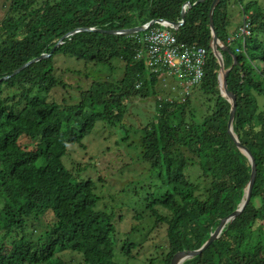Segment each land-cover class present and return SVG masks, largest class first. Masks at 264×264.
<instances>
[{
    "label": "trees",
    "instance_id": "16d2710c",
    "mask_svg": "<svg viewBox=\"0 0 264 264\" xmlns=\"http://www.w3.org/2000/svg\"><path fill=\"white\" fill-rule=\"evenodd\" d=\"M188 1L192 5L176 34L180 43L207 47L205 75L190 92L181 85L178 94L164 93L160 71H149L137 59L141 45L135 35L109 33L105 27L122 30L153 19L178 22ZM196 1L10 0L0 19V190L6 195L0 202V264H67L60 252L68 249L82 255L77 264H120L115 259L119 243L130 256L134 244L117 241L115 214L97 209L95 181L76 178L62 158L70 144H82L97 118L122 123L127 103L138 96H153L158 105L156 118L138 128L143 159L164 189L150 192L147 202L157 225L166 224L164 263L170 264L177 251L200 248L221 220L239 208L252 165L228 132L231 103L221 93L220 65L210 46L213 0ZM235 1L241 14H249L252 36L247 50L236 53L237 62L221 52L229 69L227 86L237 95L234 132L254 155L257 176L243 212L226 223L203 253L181 264H264V110L256 97L264 95V0ZM231 3L220 0L213 13L217 35L225 43L230 27L241 24H231ZM77 28L95 30L76 32L56 46ZM42 54L50 56L3 79ZM59 57L86 67L120 61L124 74L98 81L95 70L94 81L80 89L62 77ZM64 71L83 73L70 66ZM60 88L78 93H64L59 100L52 92ZM23 137L34 139V147L24 146ZM196 163L210 180L205 198L186 173ZM48 213L53 215L49 233L38 237L28 231L29 218L38 222Z\"/></svg>",
    "mask_w": 264,
    "mask_h": 264
},
{
    "label": "rangeland",
    "instance_id": "374dc122",
    "mask_svg": "<svg viewBox=\"0 0 264 264\" xmlns=\"http://www.w3.org/2000/svg\"><path fill=\"white\" fill-rule=\"evenodd\" d=\"M10 0H1L0 19L6 11ZM231 24L235 25L242 21L241 9L235 0H232ZM60 73L68 82L77 87V83L87 89L94 81V71L98 81L119 79L124 74V64L113 61V65H89L77 62L65 57L58 58ZM67 66L81 69L88 73V77L82 74H74L64 71ZM90 72H93L91 75ZM171 85L162 82L159 89L164 93L178 94L181 84L178 78H170ZM173 86L177 89L174 92ZM72 92L77 95V90L57 89L52 95L61 99L63 94ZM162 92V93H163ZM163 97V96H161ZM261 110H264V95H256ZM157 99L153 96L132 98L127 103L124 121L109 124L105 120L97 118L95 128L85 136L82 144H70L67 153L62 160L78 179H92L95 181V192L99 196L97 209L112 212L113 222L116 223L118 240L127 241L131 246L130 256L121 251V243L115 251V259L120 264H165L166 255V224L157 225L156 218L152 217L147 208L150 192L161 194L164 189L155 182L158 180L157 173L143 159L141 145L140 123L145 125L151 119L156 118ZM133 124V126H132ZM21 143L30 148L34 147L35 140L23 137ZM186 173L190 180L198 186L197 194L205 198L206 189L209 188L210 180L203 177L200 164L196 163L187 168ZM6 195L0 190V202L4 203ZM1 210V206H0ZM138 215V216H137ZM40 221L28 219V231H35V236H45L52 229L53 215L48 213L39 217ZM48 232V233H49ZM69 250V249H68ZM60 252L62 259L69 263L77 264L82 259L80 253L71 250ZM132 255V256H131ZM49 264V263H44Z\"/></svg>",
    "mask_w": 264,
    "mask_h": 264
},
{
    "label": "built area",
    "instance_id": "2783aa9c",
    "mask_svg": "<svg viewBox=\"0 0 264 264\" xmlns=\"http://www.w3.org/2000/svg\"><path fill=\"white\" fill-rule=\"evenodd\" d=\"M247 18L245 15L243 24L228 37L230 44L239 42L242 45H236L238 52L244 50L246 38L251 35V25ZM161 24L165 27L172 26L167 22ZM137 39L144 45V50L139 52L138 57H144L152 70H162L177 76L187 91L202 79L206 48L179 43L174 32L161 27L148 30L138 35Z\"/></svg>",
    "mask_w": 264,
    "mask_h": 264
},
{
    "label": "water",
    "instance_id": "95a60500",
    "mask_svg": "<svg viewBox=\"0 0 264 264\" xmlns=\"http://www.w3.org/2000/svg\"><path fill=\"white\" fill-rule=\"evenodd\" d=\"M201 1H203V0H197L194 4H198ZM219 2H220V0H213V3L211 5L210 11H209L210 29L212 32V40H211L210 46H211L212 52L217 57V59L219 61V65H220L219 71H218V83H219L221 93L225 97H228V99L230 100V103H231V110H230V115H229V120H228V132H229L230 136L234 139L236 145L248 157V159L252 165L251 176H250L249 182H248L247 187H246L244 199L242 200L239 208H237L234 212H232L231 214H229L228 216H226L225 218H223L221 220L217 229L214 231V233L211 235V237L208 239V241L201 248L194 249V250H182V251L176 252L172 256L170 264H180L187 257L196 256V255L203 253L211 245V243H213L220 236V234L222 233L226 223H228V221H231L234 218H236L238 215H240L243 212V210L245 209V207L247 206V204L249 203V201L251 200L253 186H254V183L256 180V176H257V163H256V159H255L254 155L252 154V152L249 148L244 146L239 141L237 135L235 134V132L233 130V122H234L235 112H236V108H237V95L235 92L231 91L227 86V74L229 72V69H225V67H224V59H223V55H222L221 50H225V51L229 52L233 56V58L235 59V62H237V55L231 49H229L226 45H224L223 42L219 39V37L217 35L216 26H215L214 19H213V13H214L215 7L217 6V4ZM186 4L190 6L191 2L188 1ZM185 20H186V11H185V8H183L181 21L171 22V23L176 24L177 26H181L185 22ZM157 21L161 22L163 20H161V19L151 20L146 27L145 26H136V27L126 28L123 30H109L108 29L109 27L107 25L105 27V31H107L109 33H113V34L132 35L135 32H139V31H143L145 29L151 28L154 25V23ZM87 30H94V28H77L73 31H69L59 40V42L57 43L56 46H59L66 37H68V36H70L76 32L87 31ZM101 31H104V30L101 29ZM49 56H50V54H42L39 57L33 58L32 60L26 62L21 67L16 69L12 74L3 77V79L9 78V77L17 74L18 72H20L24 68H26L31 63L37 62V61H39L43 58H47Z\"/></svg>",
    "mask_w": 264,
    "mask_h": 264
},
{
    "label": "clouds",
    "instance_id": "9594fccd",
    "mask_svg": "<svg viewBox=\"0 0 264 264\" xmlns=\"http://www.w3.org/2000/svg\"><path fill=\"white\" fill-rule=\"evenodd\" d=\"M0 2H1V0H0ZM187 3V2H186ZM185 3V5L183 6V8H185V11H186V7L187 6H189V5H187ZM191 5H192V3H191ZM190 5V6H191ZM245 15H247V19H248V21L250 22V18H249V14H247V13H243L242 14V21H241V24H239L238 25V27L239 26H241L242 24H243V22H244V17H245ZM153 20H157V19H153ZM161 20H163V21H161V22H155L154 23V25L151 27V28H148V29H145V30H143V31H139V32H135V33H133L132 35H135V38L137 39V36L138 35H142L144 32H146V31H148V30H151V29H153V28H157V27H161V28H164V29H167V30H170V31H172V32H174V34H175V36L177 37V31L179 30V28L185 23H183L181 26H177L176 24H172L171 23V21H168V20H165V19H161ZM181 21V20H180ZM150 22V21H149ZM148 22V23H149ZM163 22H167V23H170L172 26H167V27H165V26H163L161 23H163ZM148 23H146V24H144V25H140V26H147L148 25ZM250 25H251V22H250ZM136 27V26H135ZM230 27V26H229ZM234 28H235V26H234ZM234 28H231L230 27V32H229V34H228V36H227V41H226V43L225 42H223L221 39V41L223 42V44L224 45H226L229 49H231V48H233L234 49V53L236 54V53H239L237 50H236V45H239V46H242L239 42H237L236 44H234V45H232V44H230L229 42H228V37H229V35L233 32V31H235L236 29H234ZM94 30H95V28H94ZM123 30V29H122ZM88 31H92V30H88ZM80 32V31H79ZM71 36V35H70ZM252 36V25H251V35L250 36H248L247 38H246V41H245V47H244V50L243 51H241V52H245L246 50H247V40H248V38H250ZM69 37V36H68ZM177 40H178V37H177ZM212 40V39H211ZM137 42L141 45V48L137 51V54H136V57H137V59L138 60H143L144 61V63H145V65L147 66V68H148V70L149 71H155V70H152L147 64H146V61H145V58L144 57H141V58H139L138 57V54H139V52L141 51V50H144V45L143 44H141L139 41H138V39H137ZM178 42H179V40H178ZM63 43V42H62ZM61 43V44H62ZM180 43V42H179ZM182 44H185V43H182ZM210 44H211V42H210ZM186 45H196V46H200V47H204V48H206V51H207V53H206V61H205V64H206V62H207V55H208V49H207V47H205V46H202V45H197V44H186ZM222 51V50H221ZM237 55V54H236ZM159 71V70H158ZM158 71H156V72H158ZM159 73H161V82L164 84V85H166V84H168V85H171V83H170V78H178L177 76H174V75H169L167 72H165V71H162V70H160V72ZM204 75H205V65H204ZM204 75H203V77H202V79L198 82V83H196V84H194V85H192L191 87H189V92L192 90V88L193 87H195V86H197L202 80H203V78H204ZM179 79V78H178ZM180 80V79H179ZM180 84H181V80H180ZM139 86V84H137V87ZM174 87V86H173ZM233 130H234V128H233ZM236 134V133H235ZM238 137V136H237ZM233 139V138H232ZM239 139V138H238ZM234 140V139H233ZM248 158V157H247ZM225 218V217H224ZM217 229V228H216ZM215 229V230H216ZM214 233V232H213ZM212 233V234H213ZM211 234V235H212ZM221 235V234H220ZM211 237V236H210ZM208 241V240H207ZM206 241V242H207ZM205 242V243H206ZM204 243V244H205ZM203 244V245H204ZM212 244V243H211ZM202 245V246H203ZM165 246H166V241H165ZM201 246V247H202ZM200 247V248H201ZM199 249V248H198ZM191 250H194V249H191ZM178 252V251H177ZM176 253V252H175ZM174 253V254H175ZM173 254V255H174ZM197 256V255H196ZM192 257V256H191ZM188 258V257H187ZM186 259V258H185ZM184 259V260H185ZM183 260V261H184ZM182 261V262H183ZM181 262V263H182ZM180 263V264H181Z\"/></svg>",
    "mask_w": 264,
    "mask_h": 264
},
{
    "label": "crops",
    "instance_id": "0c3cea01",
    "mask_svg": "<svg viewBox=\"0 0 264 264\" xmlns=\"http://www.w3.org/2000/svg\"><path fill=\"white\" fill-rule=\"evenodd\" d=\"M240 23V22H239ZM235 25H238V24H235Z\"/></svg>",
    "mask_w": 264,
    "mask_h": 264
}]
</instances>
